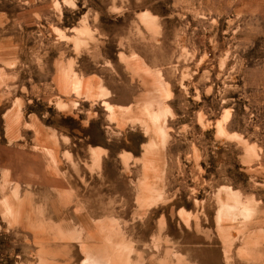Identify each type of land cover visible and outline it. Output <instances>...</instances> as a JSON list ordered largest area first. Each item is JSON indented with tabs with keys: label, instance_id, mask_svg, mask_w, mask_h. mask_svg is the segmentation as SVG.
<instances>
[{
	"label": "rangeland",
	"instance_id": "374dc122",
	"mask_svg": "<svg viewBox=\"0 0 264 264\" xmlns=\"http://www.w3.org/2000/svg\"><path fill=\"white\" fill-rule=\"evenodd\" d=\"M0 264H264V0H0Z\"/></svg>",
	"mask_w": 264,
	"mask_h": 264
}]
</instances>
